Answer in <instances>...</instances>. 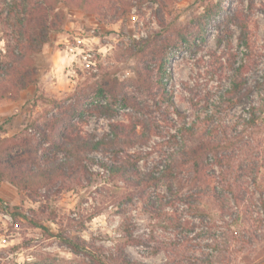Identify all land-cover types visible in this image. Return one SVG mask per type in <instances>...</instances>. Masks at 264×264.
I'll use <instances>...</instances> for the list:
<instances>
[{
	"label": "trees",
	"instance_id": "1",
	"mask_svg": "<svg viewBox=\"0 0 264 264\" xmlns=\"http://www.w3.org/2000/svg\"><path fill=\"white\" fill-rule=\"evenodd\" d=\"M173 1L0 0V30L5 35V45L0 48V99H17L23 90L31 86L34 96H39L42 68L38 55L43 44L49 40L50 33L63 27L67 8L99 12L109 15L110 20H117L131 6L141 8L144 3L151 2L157 5L153 13L163 25L164 12ZM222 3L223 0H218L204 5L197 24L201 25L199 34L203 26L221 12ZM221 19L225 34L232 32V24L238 25L240 41L250 46L247 34L249 15L244 9L222 14ZM190 31L189 26L184 25L173 29L166 35L164 43L151 52L146 51V47L153 44L150 36L142 43L133 42L134 46L138 45L134 51L137 62L132 79L133 91L126 90L124 82L118 77L107 75L92 88L93 95L87 101L74 99L67 103L53 99L42 120H37L33 125L27 124L17 135L10 137V144L0 157V181L8 179L19 190L26 191L32 200H38V197H46L51 192H61L72 181L81 180L91 165L96 164L111 178L138 190L146 211L156 217L162 216L166 221V215H163L166 205L175 207L177 202L183 203L190 208L194 218L187 221L191 223L190 231L210 240L206 243L208 250H202L199 254L194 252L186 257V252H183L182 258L171 257L166 241L156 240L150 245L153 236H138L127 223L124 225V242L151 248V254L163 250L168 257L162 264H220L227 260L232 242L246 245L260 241L264 231V190L256 195L261 188L257 177L260 165L257 162L234 165L231 152L234 143H244L245 147L250 144L245 140L244 130L256 124L264 109V102L263 99L252 102L247 115H234L231 112L253 89L244 75L247 61H240L238 65L234 61L227 75L229 84L218 91L217 96L210 90L202 92L197 90L196 85L183 82L181 88L189 93L192 111L179 108L174 90L167 87L170 75L168 63L172 54L169 48L189 41ZM201 40L204 42L205 38L201 36ZM149 56L154 57L157 68L145 59ZM210 57L214 55L210 53ZM223 70L224 67H220L218 74L221 75ZM137 91L141 94H136ZM121 109L130 110L126 113L128 122H111L109 130L102 134L82 133L83 124L89 116L112 117ZM154 136L162 137L163 143L168 138L172 149L160 162L162 170L141 166L140 161L150 151L130 149L146 144ZM180 164H190L195 173L193 183L197 185L179 190L177 184L170 181L166 193V189L164 191L159 186L163 173ZM215 166L219 169V183L224 187L221 191L216 185H211L212 182L214 184L211 173L216 172ZM247 173L250 182L245 180ZM164 180L166 188V177ZM201 182L206 183L208 188L213 187L209 193L219 207L222 225L208 221L205 215L197 212L200 207L195 194L200 196L202 193L203 187L198 185ZM249 183L256 185L254 189H250ZM229 215L231 219L227 218ZM178 219L169 216L170 221ZM238 221L246 231L228 228L231 235L225 236L226 231H221V228L230 227ZM181 224L180 220L175 223ZM218 231L222 234H218ZM186 237L185 242L188 241ZM60 239L72 253L83 257L77 264H153L131 256L122 242L108 250L79 236H61ZM169 244L174 246L172 248H178V243L174 241ZM229 263L226 261L224 264Z\"/></svg>",
	"mask_w": 264,
	"mask_h": 264
},
{
	"label": "rangeland",
	"instance_id": "2",
	"mask_svg": "<svg viewBox=\"0 0 264 264\" xmlns=\"http://www.w3.org/2000/svg\"><path fill=\"white\" fill-rule=\"evenodd\" d=\"M216 1L174 0L164 12L163 25L153 13L157 5L151 2L144 3L141 8L131 6L117 20H110L109 15L99 12L67 8L63 27L50 33L49 40L43 44L38 55L42 68L39 96H34L31 86L23 90L17 99H0V157H3V152L10 144V137L17 135L27 124L33 125L37 120H42L53 99L65 100L67 103L74 99L87 101L93 95L92 88L107 75L118 77L124 82L126 90L133 91L132 79L137 62L134 51L138 47L133 42L142 43L150 36L153 44L146 47V51L151 52L164 43L167 34L183 25L191 29L190 40L169 48L172 54L167 80V87L174 90L179 108L192 111L189 93L181 88L183 82L196 85L197 90L202 92L210 90L217 96L218 91L229 84L227 75L233 62L236 61L235 65H238L240 61H247L244 75L253 89L242 103L231 110L234 115H247L252 102L257 103L262 99L264 102V0H223L221 12L203 26L199 34L201 25L197 24L204 5ZM243 9L249 15V47L240 41L241 30L238 25L230 26L232 32L229 35L222 30L221 15ZM4 36L0 30V48L5 45ZM201 36L205 38L204 42ZM210 53L214 57H210ZM153 58L149 56L145 59L157 68ZM210 63L213 65L210 66ZM220 67H224L221 75L217 72ZM136 94L141 93L137 91ZM129 111L121 109L112 117L89 116L83 124L82 133L102 134L109 130L111 122H128L126 113ZM244 134L250 144L245 147L244 143H234L231 159L234 165L241 162L242 165L253 162L260 165L257 177L261 188L256 193L259 195V191L264 190V109L256 124L245 128ZM130 149L150 151L140 164L143 168L157 170H162L160 162L172 150L168 138L163 143V138L156 136L146 144ZM214 169L216 172L211 173L214 184L212 182L211 185H216L220 191L224 190L219 183V169L216 166ZM165 177L166 188L163 185ZM194 177L190 164H180L163 173L159 186L164 191L166 189V193L170 181L176 183L179 190L194 187L197 185L193 183ZM245 180L250 182L248 173ZM198 185L203 188L200 196L195 194L200 207L197 212L205 215L208 221L222 225L219 207L209 193L213 187L208 188L202 182ZM255 186L249 183L250 189ZM137 191L127 187L123 181L111 178L96 164L91 165L81 180L72 181L61 192H51L46 197H38V200H32L26 191L19 190L8 179H3L0 181V264H77L83 257L72 253L67 244L61 241V236H79L103 249H114L117 243H125L122 234L125 223L138 236H153L150 245L156 240L166 241L171 257L180 258L183 252L188 257L191 253L199 254L202 250H208L206 243L210 240L189 229L191 223L187 221L194 218L188 206L181 202H177L175 207L166 205L163 210L165 221L162 216L156 217L146 211ZM169 216L179 218L182 224L175 225L178 220L170 221ZM227 218L231 219L230 215ZM228 228L246 231L239 221L230 227L221 228V231H226L225 236L231 235ZM217 233L222 234L219 231ZM185 237L187 242L184 241ZM170 241L178 243V248H172L174 246L169 244ZM124 245L131 256L153 264H162L168 257L163 250L151 254V248ZM228 251L229 256H226L224 263L264 264V231L260 241L246 245L234 241Z\"/></svg>",
	"mask_w": 264,
	"mask_h": 264
}]
</instances>
